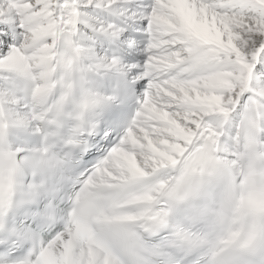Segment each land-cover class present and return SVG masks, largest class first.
Instances as JSON below:
<instances>
[{
	"label": "snow or ice",
	"instance_id": "6c2138e0",
	"mask_svg": "<svg viewBox=\"0 0 264 264\" xmlns=\"http://www.w3.org/2000/svg\"><path fill=\"white\" fill-rule=\"evenodd\" d=\"M0 264H264V0H0Z\"/></svg>",
	"mask_w": 264,
	"mask_h": 264
}]
</instances>
